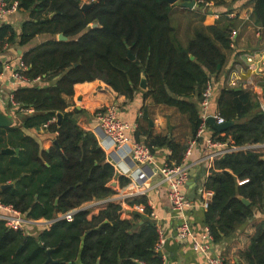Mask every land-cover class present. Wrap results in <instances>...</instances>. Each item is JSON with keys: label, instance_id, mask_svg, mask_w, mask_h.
I'll return each instance as SVG.
<instances>
[{"label": "trees", "instance_id": "1", "mask_svg": "<svg viewBox=\"0 0 264 264\" xmlns=\"http://www.w3.org/2000/svg\"><path fill=\"white\" fill-rule=\"evenodd\" d=\"M8 1L16 2L27 20L19 32L10 24L0 25V53L15 43L26 46L36 36L46 35L49 40L21 59L26 67L23 77L41 81L13 92L18 110L33 112L22 115L20 126L0 129V202L30 220L52 221L67 213L72 217L26 234L0 221V264H49L48 250L57 264H164L154 252L158 235L150 218L134 214L131 220L122 219L123 209L116 203H109L90 220L88 211L75 212L86 203L111 198L115 194L109 186L113 180L117 179L120 189L130 180L117 177L113 166L105 162L96 136L78 124L81 111H69L66 98L73 97L75 85L96 80L129 101L141 93L144 100L149 98L153 104L174 108L185 116L194 139L201 123V93L223 72L232 51L230 36L242 25L238 15H229L238 7H251L252 25L264 29V0H233L228 9L222 0L210 8L202 3L193 10L179 7L199 19L198 25H192L193 19L189 22L192 29L185 42L173 24L177 5L166 0ZM84 4L86 9H82ZM209 11L218 18L206 26L203 21ZM92 24L97 27L90 28ZM60 33L67 42L56 40ZM142 77L146 91L140 89ZM216 94L215 109L231 126L223 133L211 131V136L230 147L264 143V110L256 95L226 86ZM57 113L63 114L60 126L56 124ZM53 119L55 122L49 123ZM143 120L147 124L146 115ZM47 123V130L56 134V144L43 151L21 127L39 128ZM148 133L146 126L139 125L135 140L151 154L168 148L167 165L179 166L186 146ZM6 148L19 152L3 154ZM261 157L264 153L232 152L212 163L204 180L205 191L212 193L204 224L214 245L231 237L255 212L264 213ZM4 185L10 186L2 190ZM242 198L250 204L245 205ZM127 204L143 205L145 215L151 212L144 198ZM242 258L245 264H264V221L256 227Z\"/></svg>", "mask_w": 264, "mask_h": 264}, {"label": "crops", "instance_id": "2", "mask_svg": "<svg viewBox=\"0 0 264 264\" xmlns=\"http://www.w3.org/2000/svg\"><path fill=\"white\" fill-rule=\"evenodd\" d=\"M251 11V7H238L234 9L232 13L233 16H239L242 25L236 30L235 49L227 54V61L223 68V72L220 73V76H218L215 82L213 81L215 104L217 103V91L223 86H226L232 71L241 70L244 72L245 76L248 75L244 64L245 57L251 53H264V29L259 30L258 27L252 25L250 20ZM217 18L218 14L214 11H209L204 18L203 24L206 26L213 25ZM25 20H27V14L18 11L11 15L6 23L12 25L15 30L19 32ZM182 39L185 41V38ZM47 40H49V37L46 35L36 36L26 46L20 47L15 43L7 46L5 50L0 53V62L3 64V72L0 74V109L4 115L11 116V127L20 126L22 123V115L28 113L27 111L18 110V107L6 104L7 98L13 94L19 86L16 85L10 77L11 69L18 66L23 54ZM258 70L260 69L258 68ZM38 84L40 83H35L34 85ZM66 100L69 105V111L73 109L81 111L80 115L77 116L79 126L83 130L91 132L94 135H96L94 129V113L100 108L114 103L117 105L118 116L122 121L136 124L137 127L139 125L146 126L150 132L148 134L167 137L180 145L186 146V149L188 143L193 138L191 126L187 118L180 115L174 108L155 105L149 98L144 100L141 93L136 94L132 101L126 100L100 80L75 85L73 97L66 98ZM215 108L216 106H212V110ZM143 115L147 116V124L145 120H143ZM21 130L25 135L34 139L43 151H47L54 144L56 139V134L50 133L44 127L32 129H24L21 127ZM135 131L136 130H130L127 136L132 141L137 142L135 140ZM140 139H143V137H140ZM103 140L106 146L111 150V143L109 140L105 138H103ZM225 144L229 146L228 142H225ZM185 152L180 165H185L189 169V179L182 185L181 192L188 201L195 204L194 207L187 210L186 217L195 234V239L200 242L206 226L204 224L205 210L199 207V203L205 191L204 180L208 176L212 166V163L207 159L211 151L207 149L204 141L200 139L197 141L191 156L187 159L185 158ZM170 155V150L166 147L156 149L153 154L154 163L149 168L132 166L130 162H121L118 166L121 173L117 170V177H125L130 181L134 180L132 175L134 178L147 177L150 173V169L153 172L155 169H160L164 165H167ZM122 173H126V175L124 174L125 176H122ZM115 180L117 181V179ZM148 183L149 188L144 196L128 201L144 198L151 211H154L156 215H158L160 219V228L166 238L163 248L165 264H205V255L193 251V242L191 239L183 241L176 239V230L181 222L178 215L172 211L169 205L167 199V183H164L162 177L159 175L151 178ZM127 188L125 187L124 190ZM115 196L118 197V192L116 193V191L115 194L111 196V199H114ZM103 208L104 205H96V202H89L81 206L75 212L83 210L88 211L87 218L90 220L93 216L98 215L99 211ZM122 209V219L131 220L134 214H138L142 219L150 218V214L149 216L144 214V206L140 204L130 206L124 203ZM142 219H140L139 224L142 223ZM263 221L264 213L255 212L253 218L241 225L231 237L223 240L217 245L212 243L211 253L222 257L225 264H245L242 254L247 250L250 240L255 234L256 227ZM44 223L43 220H40L38 225H28L26 227V233H28L30 229L50 227V225H43Z\"/></svg>", "mask_w": 264, "mask_h": 264}, {"label": "built area", "instance_id": "3", "mask_svg": "<svg viewBox=\"0 0 264 264\" xmlns=\"http://www.w3.org/2000/svg\"><path fill=\"white\" fill-rule=\"evenodd\" d=\"M197 2V1H196ZM208 6V5H207ZM19 11L18 4L16 2H9L8 0H0V25L7 24L6 21L9 20V17L14 13ZM229 17H233L232 14ZM260 30V29H259ZM230 48L235 49V40L236 32H232ZM245 69L248 72V75L245 76L244 72L241 70L232 71L230 74V79L228 80L226 87L234 89H243L250 91L256 95L257 100L260 103L261 109L264 110V53L255 54L251 53L245 57ZM258 68L260 70H258ZM26 70V67L23 65L22 60L19 61L17 67L11 69V79L12 81L20 86L34 85L35 83H40L41 79L36 78L34 80H28L22 75V71ZM260 73V74H259ZM6 104L18 107L13 99L11 94L7 100ZM212 106L215 104L214 96V82L210 80L203 89L201 97L199 100V118L200 126L195 135L194 139L188 143L185 158H189L192 154V151L198 140H203L207 149L210 150L208 155V160L210 163H213L215 160H218L222 156L232 152H260L264 153V143H252L246 144L240 147H230L226 146L227 144L217 141L215 137L211 136L210 126L207 123L209 117H213L217 125H222L226 123L224 119L219 115L216 109L212 110ZM28 113H32L33 110H23ZM95 121V136L98 142V145L105 152V162L113 166L115 172L121 173L118 166L119 163L130 162L132 166L136 167H150L154 163V156L150 151L143 146L141 143L132 141L127 133L130 130H136V124L126 123L122 121L118 116L117 105L112 103L106 105L94 113ZM55 122V119L49 123ZM44 124L41 126L47 129V125ZM98 131V132H97ZM103 138L109 140L111 143V150L104 143ZM139 170V169H138ZM117 173V172H116ZM126 173H122V176H125ZM142 174V173H141ZM159 175L162 177L164 183H167L168 193L167 199L169 205L177 215L180 220V224L176 230V239L179 241L191 239L192 240V249L195 252H200L205 255L206 262L205 264H225L222 257L214 255L211 253L212 239L207 227L203 231V235L200 239V242L195 239V234L192 231L191 225L187 221L186 212L195 206L193 202L188 201L185 195L181 192L182 185L189 179V169L185 165L179 166H169L164 165L160 169H155L153 172L150 169V173L143 178L137 177L134 180L130 181V184L126 187V191L120 190L118 182L113 180L109 186L118 192V197L114 199L108 198L105 200L93 201L96 202V205H108L109 203L120 204L121 207L124 203H127L128 200L134 199L137 197H142L146 194L151 178ZM212 193L209 191H204L202 194L201 202L199 207L203 210H206L209 202L211 201ZM91 203V202H90ZM72 213H67L65 215H59L56 219L52 221H44L43 225H51L58 219L71 220ZM150 218L153 221L156 231H157V242L154 247V252L161 257L164 262L165 255L163 254V248L166 242V238L160 228V219L154 211L150 212ZM0 221H3L6 227L10 228L13 231H18L26 234V227L28 225H38L40 220H30L23 216L20 212L14 210L10 206H5L0 202ZM165 264V262H164Z\"/></svg>", "mask_w": 264, "mask_h": 264}, {"label": "water", "instance_id": "4", "mask_svg": "<svg viewBox=\"0 0 264 264\" xmlns=\"http://www.w3.org/2000/svg\"><path fill=\"white\" fill-rule=\"evenodd\" d=\"M170 5H174V4H178L180 7H183V8H187V9H190V10H193L195 8H198V5L196 3V1L194 0H191V1H186V0H166ZM88 6L86 4H84L82 6V9H86ZM97 27V25H93L91 28H95ZM56 40L59 41V42H67L68 39L67 37H65L62 33L58 34L56 36ZM129 58L131 60L134 59V57L129 54ZM190 59L191 60H194V57L193 56H190ZM140 89L142 91H146L147 90V84H146V81H145V78L142 77L141 79V83H140ZM239 90V89H237ZM263 101H264V93H263ZM62 118H63V114L62 113H57L56 114V124L57 126H60L61 124V121H62ZM207 123L208 125L210 126V130L212 131H216L218 133H223L227 128H229L231 126V123L229 122H226L222 125H217L215 123V120L213 117H209L208 120H207ZM12 125V122H11V116H7V115H4V113L1 111L0 109V129H7V128H10ZM54 144H56V141H54ZM3 154H7V155H13V154H17L19 152L18 149H11V148H6L4 150L1 151ZM262 160H264V157H261ZM10 185H4L1 187V189H5L7 187H9ZM241 201L245 204V205H249V201L242 198ZM47 255H48V259L46 261V263H49V264H57V261H53L50 257V250L47 251Z\"/></svg>", "mask_w": 264, "mask_h": 264}, {"label": "rangeland", "instance_id": "5", "mask_svg": "<svg viewBox=\"0 0 264 264\" xmlns=\"http://www.w3.org/2000/svg\"><path fill=\"white\" fill-rule=\"evenodd\" d=\"M223 2H225V4L228 5L227 9L230 7V3H233V0H222ZM197 5L199 7V5L202 3L204 4V6L206 8H210V7H214L217 6V4L219 3V0H209L208 2H205V0H197ZM177 6L175 7V12L173 13V24L175 26H177L178 33L179 36L181 38H187L188 34L191 33V29H192V25H198L199 24V19L195 17L194 14H187L186 12L182 11L178 6V4H176ZM208 5V6H207ZM193 19L194 24L191 25V27L189 26V22ZM204 22V21H203ZM93 26L90 25V28ZM182 41H184V39H181ZM185 42V41H184ZM123 190V189H120ZM126 191V190H124Z\"/></svg>", "mask_w": 264, "mask_h": 264}]
</instances>
